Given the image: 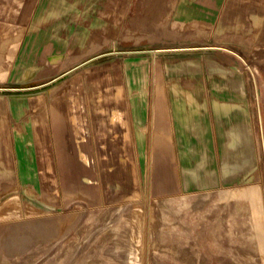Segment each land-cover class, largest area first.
Segmentation results:
<instances>
[{"label": "crops", "instance_id": "obj_1", "mask_svg": "<svg viewBox=\"0 0 264 264\" xmlns=\"http://www.w3.org/2000/svg\"><path fill=\"white\" fill-rule=\"evenodd\" d=\"M180 1V22L211 19L218 5ZM162 2L171 8L172 0ZM138 4H83L84 19L52 14L38 20L47 29L20 39L0 87V199L10 193L64 208L109 205L141 190L196 195L256 165L251 91L246 73L230 61L234 54L195 47L151 58V50L130 41L159 35L130 29L136 20L156 19L154 12L139 16Z\"/></svg>", "mask_w": 264, "mask_h": 264}, {"label": "rangeland", "instance_id": "obj_2", "mask_svg": "<svg viewBox=\"0 0 264 264\" xmlns=\"http://www.w3.org/2000/svg\"><path fill=\"white\" fill-rule=\"evenodd\" d=\"M117 1L132 0H0V87L20 39L40 29L38 20L53 14L79 21L83 4ZM137 1L139 16L154 12L156 19L136 20L130 29L176 37L130 39L151 58L195 47L240 56L230 61L246 73L251 91L256 165L212 192L161 198L141 190L109 205L53 208L9 193L0 199V264H264V0H218L211 19L189 22L175 17L182 1L172 0L171 8Z\"/></svg>", "mask_w": 264, "mask_h": 264}, {"label": "built area", "instance_id": "obj_3", "mask_svg": "<svg viewBox=\"0 0 264 264\" xmlns=\"http://www.w3.org/2000/svg\"><path fill=\"white\" fill-rule=\"evenodd\" d=\"M14 91V89H12Z\"/></svg>", "mask_w": 264, "mask_h": 264}]
</instances>
